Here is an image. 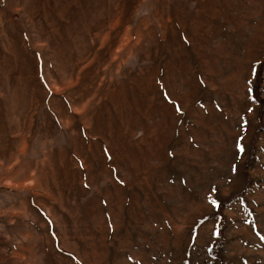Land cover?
<instances>
[{
    "label": "rangeland",
    "instance_id": "obj_1",
    "mask_svg": "<svg viewBox=\"0 0 264 264\" xmlns=\"http://www.w3.org/2000/svg\"><path fill=\"white\" fill-rule=\"evenodd\" d=\"M0 264H264V0H0Z\"/></svg>",
    "mask_w": 264,
    "mask_h": 264
},
{
    "label": "bare ground",
    "instance_id": "obj_2",
    "mask_svg": "<svg viewBox=\"0 0 264 264\" xmlns=\"http://www.w3.org/2000/svg\"><path fill=\"white\" fill-rule=\"evenodd\" d=\"M17 54H18V53H15V55H17ZM20 55H21V54H20ZM18 56H19V55H18ZM18 56H17V57H18ZM20 57H21V56H20ZM15 60H16V59H15ZM19 63H20V62H19ZM21 63H22V62H21ZM20 65H22V64H20ZM20 65H19V67H21ZM22 67H23V65H22ZM22 67H21V68H22ZM22 69H23V68H22ZM22 69H21V70H22ZM18 70H19V69H18ZM21 70H19V71H21ZM19 73H20V72H19ZM20 74H22V73H20ZM19 76H20V75H19ZM20 84H21V83H20ZM22 84H23V83H22ZM20 88H23V86L21 85ZM20 104H21V102H20Z\"/></svg>",
    "mask_w": 264,
    "mask_h": 264
},
{
    "label": "snow or ice",
    "instance_id": "obj_3",
    "mask_svg": "<svg viewBox=\"0 0 264 264\" xmlns=\"http://www.w3.org/2000/svg\"><path fill=\"white\" fill-rule=\"evenodd\" d=\"M179 110V109H178ZM213 203H215V201H213Z\"/></svg>",
    "mask_w": 264,
    "mask_h": 264
}]
</instances>
